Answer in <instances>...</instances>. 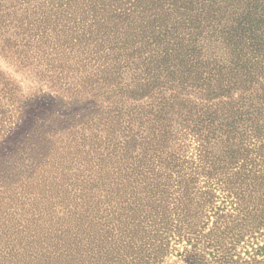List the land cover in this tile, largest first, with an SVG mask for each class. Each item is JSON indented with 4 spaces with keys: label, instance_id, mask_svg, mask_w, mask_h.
I'll use <instances>...</instances> for the list:
<instances>
[{
    "label": "trees",
    "instance_id": "obj_1",
    "mask_svg": "<svg viewBox=\"0 0 264 264\" xmlns=\"http://www.w3.org/2000/svg\"><path fill=\"white\" fill-rule=\"evenodd\" d=\"M0 54L13 66L0 70L1 115L50 102L44 85L64 96L81 80L91 93L81 116L36 123L0 161V196L15 208L51 202L54 179L84 160L88 171L61 194L65 216L39 211L35 223L57 233L30 229L24 244L22 214L5 211L0 264L120 263L127 240L130 264H161L171 243L187 264H264V0H0ZM78 54L95 66L86 78ZM80 133L86 158L59 155L55 143ZM99 225L112 226L103 236Z\"/></svg>",
    "mask_w": 264,
    "mask_h": 264
},
{
    "label": "rangeland",
    "instance_id": "obj_2",
    "mask_svg": "<svg viewBox=\"0 0 264 264\" xmlns=\"http://www.w3.org/2000/svg\"><path fill=\"white\" fill-rule=\"evenodd\" d=\"M245 1H247V0H245ZM258 3H260V2H258ZM238 4H239L238 5L239 7H242L243 5H245L242 2H238ZM76 53H78V52L76 51ZM78 56L79 57L73 56L72 60L70 62H72V64L74 65L73 69L78 68L79 73H80L79 76L86 78L87 74H89V72L94 71L93 69L95 66L93 63H87V64H85L86 62L76 63L77 61L80 60V58L84 57L85 55L78 54ZM9 59L10 58L6 59L3 54H0V70H3L7 73H13V66L10 65L11 63H8V61L9 62H12V61ZM55 65L57 66L58 63H55ZM42 68L46 69V66L43 65ZM60 70L61 69H57L56 74H58V72ZM66 71H70V70H68L66 68ZM50 73H53V72H49V74ZM14 76L17 78V80H18L17 84L20 85L23 93L24 94H30L32 91L30 89L31 82L28 79H25L18 74H14ZM70 81H72V82H74V84L78 85V88H76L75 91L70 93V94H65L64 96H62L58 92H56L55 88H50L49 86L44 85L43 86L44 93L53 97L50 102H44V101L32 102L31 101L28 109H27V107L22 105L23 107L21 109L22 110L21 115L18 114V112H17L18 110L13 112L12 115H10V113H6V115L0 114V161L8 160L7 158L10 157L9 153L7 152L8 147L10 145H14L13 142L15 139H17V138L21 139L24 136L25 132L27 133L29 129H32V128L34 129L33 126L36 123H38V124H41V123L49 124L52 122H56V117H60L61 120H64L62 122L63 127H64L65 124L68 122L67 120L72 119L73 117H76V116L79 117L84 113L85 110H83V107L87 104L86 103L87 99L85 101L81 100L82 101L81 103H79V99H81L82 97L89 98L91 93L84 92L83 94H81L80 90L83 89V87L80 86L81 80H74V79L71 80L70 79L69 82ZM85 107L87 108L88 105ZM31 108H33L34 110L30 111ZM27 110L29 112V113L27 112L29 115L27 113L26 114L24 113ZM44 111H47L46 112L47 114L46 113L44 114ZM23 113H24V115H22ZM9 116H11V118H9ZM29 116H31V117H29ZM29 118H31L30 122H28ZM13 122L15 124H13ZM2 124L4 125L3 128L1 127ZM52 125H54V123ZM19 126H21V127H19ZM54 126L57 127L56 124ZM88 127H89V125L85 127V133L86 134L91 133V131H90V129H88ZM76 129H79V127H77ZM5 130H7V131L10 130V132L6 133ZM73 130H75V128H73ZM73 130L70 128L65 129V130L63 129L62 133L65 136H67L70 134L69 132L73 131ZM75 138H76V140L71 143L70 147H67L68 144L64 145L61 143H55L54 147L58 148V150L60 151L59 155H62L63 151H68V150L69 151H75V152L77 151L78 154L80 155V157L82 158V161H83V159L86 158V156H87L86 152L90 151V144H89L90 142L83 141L82 140L83 136L81 135V133L78 134ZM81 141H83V142H81ZM2 143H4V144H2ZM78 144H80V146ZM82 144H84V145H82ZM27 153H29V152H27ZM85 161L86 160H84V163H85ZM23 163H25V162H23ZM23 163L21 162L20 164L22 165ZM84 163L81 166H78V168L75 167L76 169H74V168L70 169V171L72 173L76 172L78 174H80L81 172L83 173L85 171L88 172L86 169V166L84 167ZM72 173H70V175H67L68 177H71L70 179H65L62 182L60 179V177H61L60 174H59L58 179H54V180H57L59 182V184L63 185V187L62 186L57 187L53 191L55 193L54 194L55 198L51 199L50 200L51 202H49L47 204L41 203L42 205L41 204L35 205V204L30 203L33 205V207H31V205H29V204H26L24 206L18 205L17 208H15L14 205H9L7 203L8 200L3 199L2 196H0V209L2 212V213H0V221H1L0 224L3 223L5 225L6 218L9 216L6 214L8 210L9 211L16 210L19 214H22V218L24 219V222H21V224L23 226H25L24 232L22 233V237H21V238H23V242L25 241L24 244H29L31 241H34V237H29V235L33 234V232H31L30 229H37L38 232L43 233V231L47 232V230H49L50 227H52L53 232L57 233L56 229L59 228L60 225H57V224L49 225L50 222H48V224L47 223L45 224L42 221H38L39 223L36 224L35 222H37V219L39 218V211L40 210H42L43 212H46V211H44V209H48L49 211H51V208H53V207L56 208V213H53L54 214V219H53L54 221L53 222L58 221V217L65 216L64 214H66L68 212L67 210H70L71 207H69L67 210L63 209L66 204H63L60 196H61V194L65 193V191H68L70 195H73L74 192L71 190V189H73V187H72L73 185L71 183L73 180H76L77 177H76V175H72ZM82 178L83 177H80V180ZM19 191H20V189H19ZM45 195H52V193L46 192ZM57 195H59V197ZM39 197L41 198V196H38V198ZM20 198H21V200L24 199L23 202L26 201L25 198H23L22 196ZM37 200H39V199H37ZM35 203H37V202H35ZM10 206H12V208H10ZM5 211H6V213H5ZM49 216H47L48 220H50ZM17 218H20V216L17 215ZM26 220H28V221H26ZM12 222H13V224L17 225L18 221L14 220ZM40 224H42V225H40ZM6 225H11V223L7 222ZM66 226L67 225H63L62 227H66ZM110 226H112V225H99L98 226L99 228L97 227L99 234L106 236L108 234V228ZM100 228H102V230ZM74 230H75V228H74ZM41 238L42 237L40 235V239ZM129 241L130 240H127L126 242H122L123 244L116 243L118 245L117 249L119 250L118 253H116L117 254L116 256H118L120 263H118L116 261L107 262V260H106L105 264H109V263H111V264H130V261H132V263H136L137 259H134L136 257V254H134L132 252L136 248L134 247V249H133L134 245L131 242L129 243ZM182 250H183L182 244L171 243L170 252L162 259L161 264H187L185 262V260L183 259V257L179 256V254H178Z\"/></svg>",
    "mask_w": 264,
    "mask_h": 264
}]
</instances>
